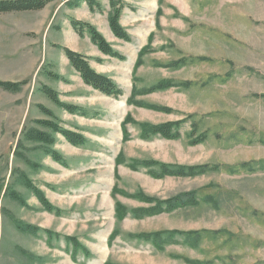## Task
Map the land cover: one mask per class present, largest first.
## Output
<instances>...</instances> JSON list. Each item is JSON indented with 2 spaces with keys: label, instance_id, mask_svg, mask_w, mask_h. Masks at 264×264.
<instances>
[{
  "label": "rangeland",
  "instance_id": "374dc122",
  "mask_svg": "<svg viewBox=\"0 0 264 264\" xmlns=\"http://www.w3.org/2000/svg\"><path fill=\"white\" fill-rule=\"evenodd\" d=\"M49 1L40 11L0 14V81L26 82L18 93L0 90V264H264V0H121L130 43L110 29V0H96L103 11L93 16L84 2ZM72 20L92 25L124 57L97 60L122 90L118 98L77 77L64 49L91 53V38ZM166 81L184 85L149 93ZM44 85L82 113L60 108ZM40 106L87 140L75 147L55 135L52 149L65 164L27 139L47 131L36 123L49 119ZM177 121L179 140L141 138V124ZM201 135L205 142L192 145ZM145 162L208 170L156 179ZM139 193L159 201L190 194L194 204L140 218L135 210L150 206L133 198Z\"/></svg>",
  "mask_w": 264,
  "mask_h": 264
},
{
  "label": "trees",
  "instance_id": "16d2710c",
  "mask_svg": "<svg viewBox=\"0 0 264 264\" xmlns=\"http://www.w3.org/2000/svg\"><path fill=\"white\" fill-rule=\"evenodd\" d=\"M49 0H0V14H8V13H18V12H30V11H40L47 7L49 4ZM86 3L91 12L99 11L102 12L103 8L100 3L96 0H71L67 3L69 8H79L82 3ZM124 8V4L121 0H110V14H109V26L114 34V36L122 41L127 43L131 42V38L128 33L124 30V28L120 24V16L121 12ZM74 30L79 34L80 37L84 36V33L87 32L91 38L92 43L99 49L101 53L106 56L116 58L119 60H124V57L121 56L118 52H116L110 43L106 41V39L101 35L96 28L88 23L79 22L76 20H72L71 22ZM66 56L72 65V67L77 71V73L81 76L83 82L93 88L96 91L101 92L102 94L108 97L118 98L123 94L122 90L118 88L117 84L110 79L109 77L97 73L93 70L88 62V58L73 52L69 49H64ZM147 51V48H143L140 53L138 60L135 64L134 71H137L141 64V58ZM100 62V61H99ZM47 76L55 81H63L65 80L58 74H54L52 72H46ZM26 84V82L21 83H13V82H4L0 81V90L11 93H18L21 91V88ZM184 84H178L171 81H166L158 86L149 90V93L154 91H163L168 90L173 87H181ZM41 91L44 95H46L51 101H53L60 108L64 109L70 114H77L81 112L79 108L76 106L64 104L59 100L58 93L52 88L44 85L41 88ZM130 103V100L128 101ZM149 109L156 111H167L170 110L166 108H159L155 106L148 107ZM40 110L43 114L49 117L48 120H38L36 123L47 131H37L32 130L27 135V139L35 142L37 144H41L47 148L46 154L51 156L55 162L65 164L62 156L52 149V147L56 143L55 135H60L64 139L67 140L72 146L81 147L84 146L87 142L86 138L81 134L66 130L61 127L60 121L54 116V114L46 109L45 107L40 106ZM82 113V112H81ZM130 121L128 117L123 123V132L125 135L124 140H127L128 134L125 128L126 124ZM184 121L177 122H167L160 125H150V124H141V138L148 139L150 137H161L166 140H179L181 138L180 127ZM193 133L196 132V126H193ZM206 140V135H201L195 140H193L192 145H198ZM141 166L147 167L151 169L150 174L153 178L163 179L166 177H175V178H187V177H197L203 175L207 172L208 166H200V167H182V166H169L165 164H158L156 162H145L140 164ZM158 167V170H157ZM24 184L26 187L32 191V193L38 198L40 203L43 205L44 209L48 212H54V207L48 202L44 193L33 186V184L28 181L25 176H23ZM117 191V185H115L113 194ZM12 198L19 201L21 204H24V201L16 196L15 194H11ZM134 199L139 200L140 202L149 205L148 208H141L135 210L137 217H151L157 216L164 213L172 212L178 208H182V206L187 205L189 203L194 204L193 196L190 194L182 195L181 197H175L173 199H168L165 201H159L155 198L147 197L144 193H139L133 196ZM116 215L118 220H123L127 215L126 209L122 206L121 203L117 202L116 204ZM27 231L31 233H36L38 231L37 228L28 226ZM145 238H153L160 239L161 234L147 235ZM68 241L73 243L74 251L79 248L78 243L75 238H67ZM109 264V263H106Z\"/></svg>",
  "mask_w": 264,
  "mask_h": 264
},
{
  "label": "crops",
  "instance_id": "0c3cea01",
  "mask_svg": "<svg viewBox=\"0 0 264 264\" xmlns=\"http://www.w3.org/2000/svg\"><path fill=\"white\" fill-rule=\"evenodd\" d=\"M90 10V9H89ZM97 11H95V13H96ZM90 13H92V12H90ZM95 13H92L91 15L93 16ZM106 31H108L107 33V35H110L111 34V32H109V29H108V27H107V30ZM110 36H112V34L110 35ZM111 38V37H110ZM89 42H90V46H91V53H88V52H86V53H83V52H81V51H78V53H81V54H83V55H86V56H88L89 57V59L90 58H92L93 59V62H92V60L90 59V65H91V67L97 72V73H99V74H104L105 72H103V66H102V63H101V65L98 63V61L97 60H99V59H105V57H107V56H105V55H103L99 50H98V48L96 47V46H94L92 43H91V41H90V39H89ZM83 51V50H82ZM76 74L78 75L77 77L79 78V80L80 81H82V79H81V77H80V75L76 72ZM83 82V81H82ZM87 87H89V86H87ZM91 88V87H90ZM91 89H93V88H91Z\"/></svg>",
  "mask_w": 264,
  "mask_h": 264
}]
</instances>
